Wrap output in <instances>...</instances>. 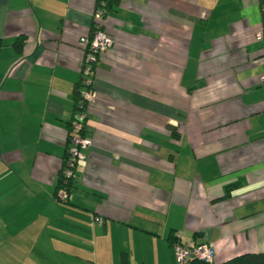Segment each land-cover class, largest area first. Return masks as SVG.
<instances>
[{"label": "crops", "instance_id": "obj_1", "mask_svg": "<svg viewBox=\"0 0 264 264\" xmlns=\"http://www.w3.org/2000/svg\"><path fill=\"white\" fill-rule=\"evenodd\" d=\"M114 1L0 0V264H178L176 232L214 263L264 252V0ZM97 28L113 45L62 202Z\"/></svg>", "mask_w": 264, "mask_h": 264}, {"label": "built area", "instance_id": "obj_2", "mask_svg": "<svg viewBox=\"0 0 264 264\" xmlns=\"http://www.w3.org/2000/svg\"><path fill=\"white\" fill-rule=\"evenodd\" d=\"M106 2V0H98L95 11L97 15L101 16L103 14ZM261 8L264 15V2H262ZM257 38H264V22L263 29L257 34ZM79 43L84 53L81 65V77L84 89L81 90L79 94L77 110L75 111L72 121V133L69 136L67 144V157L63 162L65 183L57 192V198L62 202H65L69 198L66 182L73 176V171L78 160L83 157L82 149L90 145V140L80 134L81 130H83V124L85 121L86 105L88 101L94 97V93L91 90L94 66L99 54L113 45V39L104 30L97 28L89 35L82 36ZM262 82L264 83V76ZM95 221L101 223L102 218L96 217ZM179 237L180 232H176V240L172 244L174 257L178 264H186L192 259H198L205 262H211L214 259L215 251L211 244L196 240L181 242L178 240Z\"/></svg>", "mask_w": 264, "mask_h": 264}, {"label": "trees", "instance_id": "obj_3", "mask_svg": "<svg viewBox=\"0 0 264 264\" xmlns=\"http://www.w3.org/2000/svg\"><path fill=\"white\" fill-rule=\"evenodd\" d=\"M106 4L104 6V10H110L113 3H115L114 0H106ZM2 45V41H1V38H0V47ZM15 45L16 46H19L20 45V38L17 39V41L15 42ZM81 85L83 86L82 84V77H81ZM79 94H80V91L77 90L76 92V102H75V110H77V101L79 99ZM82 132V130H81ZM67 157V149H66V155L64 157V160L66 159ZM63 160V162H64ZM64 179H65V176L63 174V165L61 167V170H60V185H62V183L64 182ZM70 180L71 178H69L66 182V186L70 185ZM59 185V186H60ZM68 188V187H67ZM173 241L172 243L176 240L175 236L173 235ZM176 260V259H175ZM186 264H264V252H261V253H246V254H242V255H239V256H236L234 258H231L225 262H221V263H214L213 260L211 262H205V261H202V260H198V259H192L190 260L188 263Z\"/></svg>", "mask_w": 264, "mask_h": 264}]
</instances>
